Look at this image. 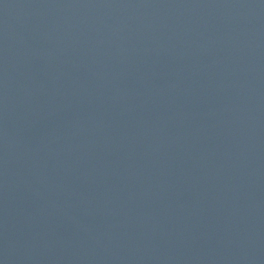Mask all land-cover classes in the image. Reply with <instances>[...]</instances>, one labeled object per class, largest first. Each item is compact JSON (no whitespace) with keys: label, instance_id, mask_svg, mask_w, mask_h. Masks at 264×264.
Masks as SVG:
<instances>
[{"label":"water","instance_id":"obj_1","mask_svg":"<svg viewBox=\"0 0 264 264\" xmlns=\"http://www.w3.org/2000/svg\"><path fill=\"white\" fill-rule=\"evenodd\" d=\"M0 264H264V0H0Z\"/></svg>","mask_w":264,"mask_h":264}]
</instances>
